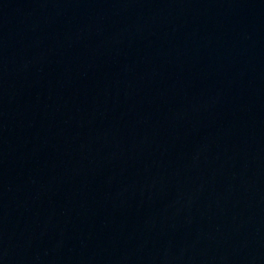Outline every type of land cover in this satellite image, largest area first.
Listing matches in <instances>:
<instances>
[{"label": "water", "instance_id": "95a60500", "mask_svg": "<svg viewBox=\"0 0 264 264\" xmlns=\"http://www.w3.org/2000/svg\"><path fill=\"white\" fill-rule=\"evenodd\" d=\"M0 264H264V0H0Z\"/></svg>", "mask_w": 264, "mask_h": 264}]
</instances>
